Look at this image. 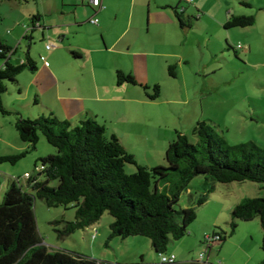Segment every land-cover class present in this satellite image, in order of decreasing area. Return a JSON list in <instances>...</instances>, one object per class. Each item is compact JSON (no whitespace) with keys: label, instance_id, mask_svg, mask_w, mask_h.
Instances as JSON below:
<instances>
[{"label":"crops","instance_id":"0c3cea01","mask_svg":"<svg viewBox=\"0 0 264 264\" xmlns=\"http://www.w3.org/2000/svg\"><path fill=\"white\" fill-rule=\"evenodd\" d=\"M100 1L101 6L92 4L91 0H0V41L12 47L9 60L19 64L29 54L36 65L24 68L17 80L22 91L21 82L27 79L28 93L33 90L35 103L42 105L32 107L28 118L52 112L60 119L78 123L93 117L107 127V133L120 139L138 164L166 165V149L177 131L187 134L186 129H191L193 134L198 120L214 119L197 105L191 106V111L188 109V105L195 102L189 95L190 84L201 85L200 91L206 93L209 85L205 76L216 74L222 64L215 51L213 59L200 65V76L196 75L198 68L192 67L194 73L188 69L187 64L191 63L185 49L188 27L181 24L178 16V13L183 17L190 14L191 4L202 9L204 0ZM241 1L225 0L221 7L224 13L216 18L218 23L225 26L228 16L236 12L248 14L240 8ZM232 32L228 30L225 38L231 37ZM39 41L41 48L37 46ZM50 43L52 47L47 48ZM238 45L237 48H244ZM23 46L25 53L20 49ZM252 49V44L244 48L248 54ZM224 51L221 49L222 55ZM170 65L175 66V75L169 73ZM3 66L0 56V68ZM118 70L133 75L137 83L117 82ZM214 83L210 82V91L215 89ZM143 84L149 88L158 84L160 95L148 98L149 88L144 89ZM3 101L8 102L7 96ZM178 112L187 114L179 117ZM175 117L179 118L178 122L174 121ZM15 126V118L0 113V155H14L28 149L29 145L20 138ZM193 137L196 136L193 134ZM126 168L133 172L136 165L127 164ZM3 170L0 166V173L5 172ZM36 170L38 176H42L41 171ZM29 172L25 170V176ZM25 179L28 182V178ZM204 181L203 176L190 181L179 199L182 206L196 204L205 188ZM246 182H216L208 198L198 205L197 218L188 233L171 240L166 253L175 254L177 261L200 259L204 252L202 259L213 264H230L231 260H239L238 264H259L264 259L262 242L259 250L252 248L249 237L239 236L237 232L239 227L246 228L244 224L250 220L239 219L236 231L224 240L215 238L217 233L214 232L219 230L209 233L199 222L206 208H211L213 216L203 219L213 227H222L220 231L228 232L233 207L248 196L263 194L261 186ZM1 192L2 188L0 197ZM261 231L263 237V227ZM158 256L156 263L161 262L160 254ZM142 259L146 258L142 256Z\"/></svg>","mask_w":264,"mask_h":264},{"label":"trees","instance_id":"16d2710c","mask_svg":"<svg viewBox=\"0 0 264 264\" xmlns=\"http://www.w3.org/2000/svg\"><path fill=\"white\" fill-rule=\"evenodd\" d=\"M241 2L250 5L246 0ZM178 16L182 25H192L191 17L185 19L182 13ZM254 16L232 14L225 26H250L255 22ZM11 52L12 47L0 41V56L4 60L0 68V113L17 115L15 128L20 138L29 144V149L14 155H0V162L14 163L29 150L36 149L41 134L56 151L39 158L43 169H38V165L36 169L42 176L30 173L28 189L13 178L4 193L0 203V264H213L203 257L190 261L176 258L173 262L156 263L142 259L123 263L49 246L38 230L36 198H41L48 206L72 205L76 209L75 219L62 220L64 227L58 230L61 236L93 225L107 211L114 217L109 238L138 234L149 237L161 257L172 239H180L188 233L197 218L198 205L208 198L216 182L254 181L261 185L263 195L239 201L233 207L229 231L214 233L224 240L236 231L239 219L248 221L256 216L264 229V146L257 140L229 143L220 134L218 124L202 119L192 131L197 137L196 143H192L187 134L177 131L166 149V165L143 166L116 135L107 133V127L93 117L73 123L52 112L27 118L18 110L11 111L3 101L9 81L17 82L24 68L36 67L29 54L26 60L13 64L9 60ZM168 70L171 75L176 74L175 66L170 65ZM117 78L119 83H137L133 75L121 70ZM147 95L151 99L158 97L160 86L155 84L152 93ZM127 164L136 165V170L128 173ZM197 176L206 179L205 188L194 206H182L179 199ZM262 248L264 251V232ZM259 264H264V259Z\"/></svg>","mask_w":264,"mask_h":264},{"label":"rangeland","instance_id":"374dc122","mask_svg":"<svg viewBox=\"0 0 264 264\" xmlns=\"http://www.w3.org/2000/svg\"><path fill=\"white\" fill-rule=\"evenodd\" d=\"M246 2L250 3V5L242 4L239 6L249 15H255V22L247 27L238 26L232 28H226L224 23H218L216 19L224 13L221 7L225 0H204L203 8H197L198 10L194 4H188L191 7L190 14L184 17L185 19L191 17L190 19L193 22L191 26H186L188 28L185 34L187 41V45H185L186 54L191 59V63L187 64L188 69L193 72L194 69L192 67L198 68L196 75L200 76V65L209 61V59H213L215 51L218 54L219 62L222 64L216 74L205 76L209 86L211 81L212 83L215 82V89L210 91L209 86H207L208 90L206 93H202L200 91L201 85L190 84L189 95L193 97L195 102L190 103L188 109L191 111V106L194 105L202 107L207 114L214 118L212 120L219 124L220 134L224 135L229 143L235 144L255 139L264 146V0H246ZM234 14H238V12ZM196 16H203V18L199 20ZM228 30L233 32L231 37L226 39L225 33ZM239 43L245 49H248L249 44H252L253 49L248 54L244 48H237ZM37 44L38 48H41L39 44H42V42L39 41ZM20 49L24 50L25 53L24 46ZM221 49L225 50V55H222ZM196 75L194 74V76ZM20 76L21 74L19 73L17 80ZM27 82V79L22 80L21 86L24 87L20 91V86L17 82L9 81L8 87L15 90L16 93L11 92L8 88L3 93V97L7 96L8 102L4 103L11 111L18 110L22 116L28 118L32 107L38 108V106L42 105L41 103L40 105L35 103L36 97L33 94V90L28 93V88L26 89L25 86ZM149 91L152 93L153 88H149ZM38 98L39 96H37ZM178 114L179 117H184L187 112H184V114L178 112ZM4 116L16 119L17 115L10 113ZM174 121L178 122L179 118L175 117ZM184 126L187 128L186 119ZM186 130H188L189 140L192 143H196L197 137H193L191 129ZM52 150L55 152L56 147L49 144L45 136L41 134L36 149L29 150L14 163L9 161L0 162V166H3V171H5L0 173V188H2L0 202L13 178L19 179L25 188L28 189L25 170L37 175L36 165H41L39 161L40 155L46 156ZM126 170L131 173L128 168ZM246 183H255L257 186H261L254 181H247ZM181 203L180 200L179 204ZM75 211L76 209L72 205L68 207L48 206L44 200L36 198L35 213L38 221V230L46 244L106 261L141 262L142 256L146 258L145 262H157L159 260L158 253L152 247L153 244L149 237L138 234L127 238L122 236L109 238L110 225L114 217L107 211L93 225L61 236L58 230L64 227L65 222L62 220L75 219ZM212 216L211 208H206L205 215L201 216L199 221L202 227H206L209 230V233L215 230L220 231L222 228L220 226L213 227L212 223L209 224V221L207 222V220L203 219L205 217L210 219ZM219 219L222 220L223 215ZM199 222L196 221L195 225ZM244 225H246V228L242 230L239 227L240 229L238 228L237 230L239 236H248L252 248L258 249V247H261L262 226L260 219L257 217L245 222ZM248 225H251L252 228ZM190 228L191 226H189V230ZM255 228L260 230V232L258 233ZM258 238L260 243H258ZM238 263L239 260L230 261V264Z\"/></svg>","mask_w":264,"mask_h":264},{"label":"built area","instance_id":"2783aa9c","mask_svg":"<svg viewBox=\"0 0 264 264\" xmlns=\"http://www.w3.org/2000/svg\"><path fill=\"white\" fill-rule=\"evenodd\" d=\"M91 1H92V4L97 5V6H101V1L100 0H91ZM92 20L95 21V22L98 21V19H96V18H93ZM238 46L240 47L241 44H239ZM46 47L47 48H51L52 47V43L47 44ZM38 169H43V166L42 165L38 166ZM30 175H31L30 173H26L25 177H28ZM215 238H218V236H216ZM200 256L202 258L204 256V252H201ZM161 261L162 262H169V261L173 262V261H176V255L173 254V253H162L161 254Z\"/></svg>","mask_w":264,"mask_h":264}]
</instances>
